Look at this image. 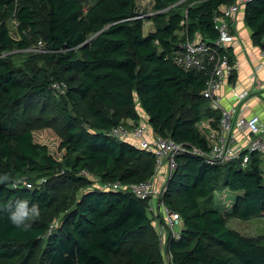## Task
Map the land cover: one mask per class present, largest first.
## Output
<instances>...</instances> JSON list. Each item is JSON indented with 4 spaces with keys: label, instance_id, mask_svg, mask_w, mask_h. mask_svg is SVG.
Segmentation results:
<instances>
[{
    "label": "trees",
    "instance_id": "obj_1",
    "mask_svg": "<svg viewBox=\"0 0 264 264\" xmlns=\"http://www.w3.org/2000/svg\"><path fill=\"white\" fill-rule=\"evenodd\" d=\"M17 1L0 0V10L13 8L22 34L16 40L0 24V176L9 177L0 180V264H33L41 250V264H166L146 202L100 188L76 195L92 177L124 185L154 177L153 155L109 136L129 120L138 124V105L157 136L209 148L198 124L209 112L216 129L220 114L203 98L205 76L177 66L173 54L196 35L217 40L214 19L236 0H188L186 12L178 8L182 0H154L149 34L136 0H26L44 2V23ZM245 18L264 51V0L249 3ZM24 32L43 42L48 65L16 69L3 57L15 45L28 46ZM56 82L67 85L65 95H54ZM179 101L188 115L177 114ZM41 133L56 136L57 152L38 139ZM261 165L257 154L246 169L179 158L164 197L183 223L181 238L167 243L174 264H264V245L229 228L212 207L223 186L238 194L234 217H264ZM25 199L40 215L17 227L9 205Z\"/></svg>",
    "mask_w": 264,
    "mask_h": 264
},
{
    "label": "built area",
    "instance_id": "obj_2",
    "mask_svg": "<svg viewBox=\"0 0 264 264\" xmlns=\"http://www.w3.org/2000/svg\"><path fill=\"white\" fill-rule=\"evenodd\" d=\"M253 1L236 0L233 4L221 7L214 19L215 29L218 32L217 40L210 42L196 35L194 39L188 40L181 47V51L173 54V61L177 66L185 71L205 76L203 98L209 103L211 111L220 114L217 128L212 129L206 135L209 143L208 149H201L189 143H178L172 138L161 136L150 139L148 138V127L142 123L132 127L121 124L109 133V136L119 141L130 142L156 159V172L152 179L129 185L121 182L103 183L99 181V188L103 191L131 194L148 204V215L157 230L166 264H174L173 255L168 251L167 243L170 240H179L183 227L180 214L164 202L168 185L178 167L179 158L192 155L211 165L238 163L243 169L249 166L254 154L264 158L262 119L258 115L251 117L244 115L246 108L244 105L251 95L250 91H239L236 87L232 88L231 93L236 104L231 108L223 106L221 95L224 83L238 70L237 62L232 61L228 53L235 41L231 23ZM142 18H144L143 14L137 17V19ZM40 45L46 52L42 41ZM251 78L256 79L254 75ZM52 89L54 95L63 96L67 92V85L56 82ZM242 133L251 135L250 142L245 147L239 145L238 136ZM163 169L167 171V175L165 182L159 184L157 175ZM81 175L89 177L90 173L83 171ZM26 186L31 188L29 184ZM14 187L17 188L18 185Z\"/></svg>",
    "mask_w": 264,
    "mask_h": 264
},
{
    "label": "rangeland",
    "instance_id": "obj_3",
    "mask_svg": "<svg viewBox=\"0 0 264 264\" xmlns=\"http://www.w3.org/2000/svg\"><path fill=\"white\" fill-rule=\"evenodd\" d=\"M184 1V0H182ZM188 1V0H185ZM184 4L178 5V8L182 10V12H186L187 6L189 2H185ZM17 2H21L23 4H29L31 8L37 13L38 19L41 23H44L46 20V5L42 1H31L28 2L26 0H19ZM16 6V5H15ZM14 6V7H15ZM155 2L154 0H136V7L138 9L139 15L143 14L144 18V27L145 32L149 33V19L152 15L155 14ZM13 8H5L4 10H0V24L5 23L11 33V36L16 40L22 39V34L20 33L19 24L14 17ZM153 13V14H151ZM151 14V16H148ZM42 27V26H41ZM23 36L26 37L28 46L20 47L15 45L12 50L3 54V57L9 60L12 65L16 69H26L27 66L31 64H38V65H48L46 52L43 51V46L40 45L41 41L36 42V37L30 34V32H24ZM139 108V105H138ZM140 110V108H139ZM188 109H183L182 101L178 103L177 114H187ZM202 129L206 127V121L199 124ZM207 134L204 132L203 136ZM38 139L43 141L44 143H48L51 147L52 151L57 152V138L52 133H48V136H44L42 133L39 134ZM60 156V153H58ZM60 176L63 175V170L59 174ZM53 180L46 181L45 186L46 188L51 187ZM90 184V185H89ZM88 185H84L79 189L77 192L76 197L81 198L83 193L90 191L94 188H99V181H97L94 177L90 179V183ZM61 188H64L61 187ZM238 194L227 190V188L221 186L218 191L214 194L213 205L212 207L221 209L223 213L226 215L227 226L234 231L238 232L240 235L254 239L255 241L264 245V217L258 216L249 220H241L237 217L232 215V208ZM204 204V202L202 201ZM56 222L55 227H58L61 223V220L58 219ZM41 257H42V250L40 251L39 257L34 260L33 264H41Z\"/></svg>",
    "mask_w": 264,
    "mask_h": 264
},
{
    "label": "crops",
    "instance_id": "obj_4",
    "mask_svg": "<svg viewBox=\"0 0 264 264\" xmlns=\"http://www.w3.org/2000/svg\"><path fill=\"white\" fill-rule=\"evenodd\" d=\"M151 14L148 16H151ZM245 15L246 9H244L231 23V31L235 37V41L230 46L228 53L231 54L234 62H237L238 70L224 83L221 89V95L223 97L222 104L226 108H231L236 104V101L231 93V89L234 87H236L239 91H250L251 95L244 105L246 107L244 115L246 117L258 115L264 124V51L255 45L252 39V32L246 24ZM149 22L150 33L155 30V25L150 19ZM149 33L145 32V34ZM253 75L256 77V79L251 78ZM139 108L138 111L140 112L141 119L139 120L138 124L142 123L147 125L148 138L152 139L157 135L150 125L149 116L143 112L141 106H139ZM205 121L206 127L205 129H202L199 124ZM213 121L214 118H212V115H209L208 112L202 122L198 124V128L202 135H204V132L207 134L213 129ZM127 123L130 127L137 124L131 120L127 121ZM238 139L240 143L239 145L245 147L250 142L251 135L249 133H242L239 134ZM260 158L262 160L261 169L264 172V158ZM166 175L167 171L165 169L159 171L157 175V182L159 184H163L165 182Z\"/></svg>",
    "mask_w": 264,
    "mask_h": 264
},
{
    "label": "clouds",
    "instance_id": "obj_5",
    "mask_svg": "<svg viewBox=\"0 0 264 264\" xmlns=\"http://www.w3.org/2000/svg\"><path fill=\"white\" fill-rule=\"evenodd\" d=\"M8 179L9 177L7 175L0 176V180L6 181ZM28 205V199L16 203L14 208L12 205H9V208L12 209L10 212L9 219L17 227H29L30 225L27 223V221H29L31 218L38 217L40 215L38 204L34 203L31 208H29Z\"/></svg>",
    "mask_w": 264,
    "mask_h": 264
}]
</instances>
